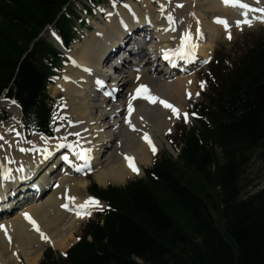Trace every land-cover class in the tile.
<instances>
[{"label": "trees", "instance_id": "obj_1", "mask_svg": "<svg viewBox=\"0 0 264 264\" xmlns=\"http://www.w3.org/2000/svg\"><path fill=\"white\" fill-rule=\"evenodd\" d=\"M70 1L0 0V95L17 98L30 129H52L46 85L61 55L39 35L53 23L70 44ZM207 76V101L192 105L197 125L177 135L178 158L163 155L125 186L92 184L109 208L65 257L49 249L40 264H264V186L245 193L242 182L264 155V34Z\"/></svg>", "mask_w": 264, "mask_h": 264}, {"label": "bare ground", "instance_id": "obj_2", "mask_svg": "<svg viewBox=\"0 0 264 264\" xmlns=\"http://www.w3.org/2000/svg\"><path fill=\"white\" fill-rule=\"evenodd\" d=\"M153 1L160 3V0ZM153 1L144 0L145 9L148 12L153 9L151 4ZM262 3L263 1L259 4L247 1L248 7L242 8L241 4L244 3L226 4L223 0H196L192 9L202 20H199L198 23L195 22L190 30L182 25L179 30L169 34V40L171 41L173 38V33L175 39H182L180 37L184 33H191L194 49L203 56H210L220 28L207 20V15L204 12H228V15L237 21L236 26L239 29L247 26L258 27L259 25L264 26V5ZM127 6L131 10L137 8L136 4L132 2L127 3L126 6H116L117 13H120L126 21V13L123 10ZM154 11L160 12L162 9L154 8ZM114 14L109 11L104 24L94 21L95 27L85 40L75 44L70 53L71 56L75 55L70 71L64 73V77L54 87V94L62 91L69 99L68 105L64 107L63 115L71 118L66 124H60L57 131L64 130L67 133L66 139L73 137L75 144L72 145L75 147L84 145V149L79 150V153H84L88 157L87 161L80 157L79 161L73 159L72 165L74 168H78L79 163L85 162L82 166L87 170L92 167L95 180L100 185L110 182L123 183L128 177L140 173L141 165L151 162L153 152L145 135L147 134L157 150L156 135L164 136L171 126L172 119L167 117V107L161 103L163 107L157 110V103L151 106V100L145 99L143 95H138L136 90L141 85H146L149 95L158 98L159 102L167 101L170 105L174 102L177 104L175 108L183 109L181 111L187 114V111L184 110V93L188 92L189 87L191 90L195 89L191 79L180 78L173 83L162 81V74L157 69L150 74L142 71V78L137 82L135 79L138 74L126 70L123 75L118 76V79L113 78L110 86L101 87L99 81L103 79L100 73V69L103 67L102 57L108 49L109 57L104 62L111 61L112 47L117 45V42L113 41L106 50L103 49L105 41L115 39L108 28L116 30L118 35L123 33L122 29H118ZM163 25L160 30L166 28L169 31L174 27L173 24ZM160 35L162 34L160 33ZM143 63L147 69L151 68V64L147 60ZM156 72L158 75L155 74ZM116 86H123L122 93L116 95L117 99H120L108 103L106 94L113 93ZM6 100L10 103V107H13L17 112L15 119L20 126L22 121L17 103L10 99ZM2 102L3 99L0 98V103ZM129 105H131V110ZM16 128L18 126L12 124L7 127L2 125L0 129V182L6 180L4 179L5 172L20 167V162L23 164L37 162L35 158L31 157L32 153H36V156L39 157V165L42 157L45 158L46 154L51 156V151H53L51 149H54H48L46 145L51 146L56 140L41 134H34L30 140L31 145H25V141ZM11 133H15L16 137ZM60 139L63 140L62 137ZM12 144H17L18 148L12 146L9 149L8 147ZM126 157L134 158V163L139 169L138 172L132 170ZM66 175L67 173L61 171L51 178V180L55 179L53 182L57 183V188L54 191L50 190L48 197L43 198L40 203L27 205L26 208L16 210L17 212L0 221V225L3 226L0 227V264H21L23 261L26 264H39V259L45 251V243L60 251L65 250L69 240L74 237L80 222L90 216L94 210L104 206V203L98 200L100 206L88 205L86 208H78V205L84 204L90 197L88 194L82 193L89 180L83 176ZM9 183L11 181L7 182L8 185ZM14 193L12 192V194ZM69 197H75V200H70ZM13 203L15 204L16 200ZM65 204L68 205L67 208L63 207ZM85 212H90V215H85ZM25 213L29 214L31 220L36 222L35 226L31 220L26 218ZM78 213L80 214L78 215ZM37 226L39 231H37Z\"/></svg>", "mask_w": 264, "mask_h": 264}, {"label": "rangeland", "instance_id": "obj_3", "mask_svg": "<svg viewBox=\"0 0 264 264\" xmlns=\"http://www.w3.org/2000/svg\"><path fill=\"white\" fill-rule=\"evenodd\" d=\"M79 1H81V0H75L76 10L80 9ZM249 1L252 2V0H249ZM116 10L118 11V8H116ZM109 11H111L112 13L113 12L116 13L114 11V9H110L109 8ZM184 12L186 13V11H184ZM205 15H207V14H205ZM207 16H208V18L210 17L209 15H207ZM93 25H94V21H93ZM79 31H80V29H79ZM261 33H264V29L260 28V29H257V30H246V31L245 30H240V29H238V30L237 29H232L230 31V33H225L224 32V34H223V32H219V34H217L216 40L214 42L213 54H214V58L215 59H214V61L212 62L211 65H213V66L219 65V66H221L222 69L226 68L227 64L230 63V62L231 63L234 62L236 60V58L241 54V52L244 51L245 49H247L248 46L252 45L254 40H255V38H256V36L261 34ZM48 34L49 33L46 30V32L44 31L42 35L44 37L46 36L47 39L49 40L50 37H49ZM229 34L231 35V39H229ZM85 38L83 40H85ZM70 57H71V61H72V59H74L73 57H75V55H73V56L70 55ZM70 66H71V63H68L66 72L70 71ZM208 66H207V68L205 70H203L201 73H199L197 75V77H196V81L193 84V85H195V89H194L195 93H194V95H196V97L193 100L190 99V98L187 99V102L185 103V107H186V109L188 111H189V107H192L191 106L192 105V101L200 102V103L207 101V97L209 96L208 93L210 91L207 88V82H206V80L204 78V75H205L206 71L208 70ZM60 80H58V82ZM202 84H203V86H201ZM50 91H53V88L50 87ZM0 98L3 99V102L0 103V106H2V107H0V129H1L2 125H4L5 127H7L8 125H12V124L16 125V126H19L18 121L15 119V116H16L15 113H17V112L13 109V107H10V103L8 102V100H6L4 97H0ZM68 102H69V99H68ZM68 102H67L66 105H68ZM64 107H63L62 114L64 112ZM17 109H19V107ZM12 113H13V116H14L13 118H14L15 122H14V120H12V118H10V117H12ZM190 114H191L190 118H185L184 116L177 117L174 120L175 125L171 128V131L169 130L164 136H161V135H158V134L156 135L157 136V146H159L158 147L159 151L158 152H152V154H153L152 157L153 158L151 157V162L149 164H147V165L141 166V168H142L141 172L138 173V174L133 175L132 176L133 178L132 177H128V178H131V179L127 178V181L132 180V179H136V178H139V177H144V176L146 177V169L151 168L153 160L155 158H157V157H161V156L167 155V154H172L174 156V158H177L178 152L175 151L172 148L170 142L173 141V140H177V142L179 144H181V140L177 139L178 133L180 131H183L184 129H189L190 127H194V125L196 124V122L194 120L195 116L192 113H190ZM6 115H9V117L6 120H8L9 118H10V120H8V122L2 124L1 123L2 121L3 122L6 121L5 119H2V117L6 116ZM67 118H68V120L71 119L68 116H67ZM68 120H67V122H68ZM11 135H15V137H16L15 133H11ZM216 148H217V152L221 156V154H222L221 149L218 146ZM143 170H144V174H142ZM137 175H139V176H137ZM88 179H89V182H92V183H94L96 181L94 175H89ZM126 182H123V183H112V185H125ZM242 182H243V192H245V193L254 192L257 189H259L262 186H264V155L260 156V154L256 153L253 156V158L250 161V163L246 166V168H244ZM107 184H109V183H107ZM107 184H105V185H100L99 184V185L102 186V187H107L108 186ZM82 193H84V194L86 193L85 189L82 190ZM94 211L91 213V215L94 213ZM214 213L217 216L216 211H214ZM93 217L94 218L96 217V213H94ZM88 219H86L83 222L81 221L82 223L80 222V225H79L77 231L75 232L74 237L69 240L65 250L60 251L58 249H55L50 244H48V243L46 244L45 243V245H44V250H45L44 253L49 251V248H52L54 253L57 256L62 255L65 251H67L68 248H70L75 243V241L78 240L79 236L82 235V228L85 225L84 223ZM44 253L41 255L42 257H41V259H39L40 261L43 259V255H45ZM21 264H26V262L23 261Z\"/></svg>", "mask_w": 264, "mask_h": 264}, {"label": "snow or ice", "instance_id": "obj_4", "mask_svg": "<svg viewBox=\"0 0 264 264\" xmlns=\"http://www.w3.org/2000/svg\"><path fill=\"white\" fill-rule=\"evenodd\" d=\"M223 2L226 3V4H228V3H240V0H223ZM241 7L242 8H247L248 5L247 4H241ZM218 22L224 23L225 25H227V21H225V20H219ZM245 22L246 23H251L250 21H245ZM229 39H231V35L230 34H229ZM194 47H195V45H192L191 44V33H185V36L182 38V44L175 51H176V53L180 54L182 57L185 56V55L190 56L192 54V49ZM165 58L168 59V56L166 55ZM201 86H203V84ZM141 89H143V92H141ZM136 91H137V94L138 95H143L145 99H149L152 102H156V100L158 99V98L153 97V96H151V95L148 94V89H147V86L146 85H141L140 88H138ZM160 103L164 104L166 107L172 108L173 112H178V110L174 106L168 104L167 101L161 100ZM129 108L131 110V105H129ZM193 115H195V114L193 113ZM185 118H187V114H185ZM145 139L152 146L153 152H155L156 151V148H155L154 145H152V141L147 137V134L145 135ZM61 146H63V145H61ZM73 147H75V146H73ZM77 155L81 159H84L85 161H87V159H88V157L84 153H77ZM64 159L67 160L68 157L65 156ZM126 159L129 161V166L132 168V170L134 172H138L139 169L136 167V165L134 163V158L133 157H126ZM77 170L79 171L81 169L78 168ZM5 178L6 179L11 178V177L8 176V173L7 172H5ZM69 199L70 200H75V197H69ZM88 205L100 206V202L98 200H96L95 198H93V197H89L88 200L85 201L84 204L78 205L77 207L78 208H86V207H88ZM63 207L67 208L68 205L65 204V205H63ZM79 214L80 213H78V215ZM84 214L85 215H90V212H85ZM25 216H26V218H28L29 220H31V217L29 216V214L25 213ZM31 222L33 223L34 226L36 225V222L34 220H31ZM0 227H3V226L0 225ZM37 231H39V227L38 226H37ZM41 235L43 236V233Z\"/></svg>", "mask_w": 264, "mask_h": 264}]
</instances>
